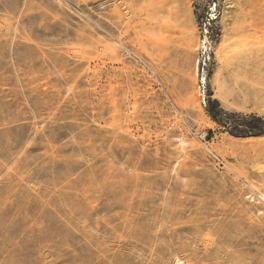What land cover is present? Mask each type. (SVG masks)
Masks as SVG:
<instances>
[{
	"label": "rangeland",
	"instance_id": "obj_1",
	"mask_svg": "<svg viewBox=\"0 0 264 264\" xmlns=\"http://www.w3.org/2000/svg\"><path fill=\"white\" fill-rule=\"evenodd\" d=\"M258 164L264 0H0V264H264Z\"/></svg>",
	"mask_w": 264,
	"mask_h": 264
},
{
	"label": "trees",
	"instance_id": "obj_2",
	"mask_svg": "<svg viewBox=\"0 0 264 264\" xmlns=\"http://www.w3.org/2000/svg\"><path fill=\"white\" fill-rule=\"evenodd\" d=\"M213 106L210 108V110H211V112H213ZM256 121H257V123L256 122H254V121H252V122H250V131H253V130H255L256 128H258V123H260V122H262V119L261 118H259V117H257L256 118ZM248 131H245V130H240V129H236V130H234V133L235 134H241V133H247Z\"/></svg>",
	"mask_w": 264,
	"mask_h": 264
},
{
	"label": "bare ground",
	"instance_id": "obj_3",
	"mask_svg": "<svg viewBox=\"0 0 264 264\" xmlns=\"http://www.w3.org/2000/svg\"><path fill=\"white\" fill-rule=\"evenodd\" d=\"M201 46H202V48H206V45H204L203 42H202ZM216 55H218V57L221 58V56H220V54H219L218 52H217ZM244 55H245V54H244ZM242 64H243V63H242ZM181 141L184 142L185 140H184V139H181ZM257 168H259V169H264V166L258 164ZM262 198H263V200H264V194L262 195ZM74 209H75V208H74ZM75 213H76V212H75ZM176 264H184V263H183V261H182L180 258H177V260H176Z\"/></svg>",
	"mask_w": 264,
	"mask_h": 264
}]
</instances>
